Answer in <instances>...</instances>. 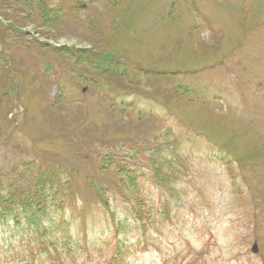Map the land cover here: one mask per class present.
Returning <instances> with one entry per match:
<instances>
[{
  "label": "rangeland",
  "instance_id": "rangeland-1",
  "mask_svg": "<svg viewBox=\"0 0 264 264\" xmlns=\"http://www.w3.org/2000/svg\"><path fill=\"white\" fill-rule=\"evenodd\" d=\"M46 1L0 0V264H264V0Z\"/></svg>",
  "mask_w": 264,
  "mask_h": 264
},
{
  "label": "trees",
  "instance_id": "trees-1",
  "mask_svg": "<svg viewBox=\"0 0 264 264\" xmlns=\"http://www.w3.org/2000/svg\"><path fill=\"white\" fill-rule=\"evenodd\" d=\"M44 2H46L45 0H44ZM34 39V38H33ZM36 40V39H35ZM92 55H93V58L96 60V61H98V62H100V63H104L105 65H111V66H115V67H123V66H125L124 64H121V63H119V62H117V61H115V60H113V59H111L110 57H108V56H104V57H102V56H97V57H95L94 56V52L92 53ZM8 64L9 63H7V66H8ZM6 66V67H7ZM7 70H8V72H11V70H10V68L9 67H7ZM11 80H12V77H11ZM17 99V98H16ZM112 161V160H111ZM111 161H109L108 160V162L107 163H109V162H111ZM121 169V168H120ZM133 172H134V169H133ZM134 176H133V180H134ZM40 180V179H39ZM129 181L130 180H127L126 181V185L127 186H129ZM39 182V181H38ZM38 182L36 183L37 185H38ZM134 182H135V180H134ZM43 184H45V183H43ZM49 184L48 183H46V189H47V186H48ZM51 187V186H50ZM51 188H53V187H51ZM54 190H53V193L52 194H50V195H48L47 197H46V200L45 201H40L39 203H38V206H39V208H42V206L43 205H45V204H47V203H55V201H56V195H57V192L56 191H58V189L57 188H53ZM139 193H138V190H134V191H131V192H127V195H128V197H130V200L133 202L132 204H133V208L136 210V214L137 215H141L142 214V212H143V208H144V200L142 201V198L141 197H139V195H138ZM34 195H42V193L41 192H37V193H35V194H33V195H31V196H29V197H32V196H34ZM27 199V198H26ZM26 199H24V200H26ZM17 201L18 202V200H17V196H15V195H13V193H10L9 195H4L3 196V198H2V201L0 202V206H4V205H7V204H11L12 203V201ZM23 200V201H24ZM23 203V202H22ZM54 205H56V207H58V208H61V206H63L64 204L62 203V201H58L57 202V204H54ZM106 205H109V202H106ZM54 207H52L51 209L50 208H46L45 210H46V212H48V211H50V214L52 213V209H53ZM10 209V208H9ZM57 212V211H56ZM149 213V212H148Z\"/></svg>",
  "mask_w": 264,
  "mask_h": 264
}]
</instances>
